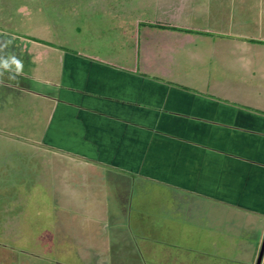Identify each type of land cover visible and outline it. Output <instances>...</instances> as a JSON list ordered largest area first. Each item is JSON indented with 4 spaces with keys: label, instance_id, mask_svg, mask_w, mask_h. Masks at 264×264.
<instances>
[{
    "label": "rangeland",
    "instance_id": "1",
    "mask_svg": "<svg viewBox=\"0 0 264 264\" xmlns=\"http://www.w3.org/2000/svg\"><path fill=\"white\" fill-rule=\"evenodd\" d=\"M186 3L185 9L208 4ZM258 3L219 0V17L212 19L213 29L219 30V66L208 65L214 61H203V56L197 62L204 64L194 66L182 53L188 54V42L193 39L196 45L199 37L167 39L209 27L191 21L184 26L187 20L171 10L177 8L174 0H0V264H248L240 248L249 243L259 244L258 256L263 241H249L256 236L254 224L230 229L218 217L212 228L207 220L218 214L216 207H183L170 191L160 193L136 180L130 191L108 166L75 156L79 151L67 154L70 148L61 147L54 153L41 146L51 113L38 103L42 92L58 97L67 87L62 65H75L71 55L121 62L136 76L231 102L234 64H253L236 68V77L264 74V65L252 58L258 55L252 51L262 53L264 46L238 39L248 31L263 37L264 13L258 12ZM195 9L203 12L202 6ZM168 14L175 25L159 27ZM235 22L243 24L240 33L232 30ZM29 41L40 43L33 47ZM13 58L20 62L19 71ZM189 75L204 80L194 82ZM215 87H222L220 96ZM252 219L259 223L258 217ZM227 233L234 240L223 241L222 247L219 235Z\"/></svg>",
    "mask_w": 264,
    "mask_h": 264
},
{
    "label": "crops",
    "instance_id": "2",
    "mask_svg": "<svg viewBox=\"0 0 264 264\" xmlns=\"http://www.w3.org/2000/svg\"><path fill=\"white\" fill-rule=\"evenodd\" d=\"M174 1L177 8L171 10L180 17L179 20H187L184 26L191 21L206 24L209 29L203 25L204 30L195 35L194 31H187L182 37L176 34L170 37V34L167 40L184 41L191 40L193 36L199 37L203 52L200 54L197 49L200 42L196 41L195 45L192 39L188 42L192 48L188 54L182 53L188 55L182 59L189 64L195 62L191 63L194 66H202L204 62L201 64L197 61L203 56V61H214L208 65L219 66V30L212 26V19L219 17V12H215L219 9V0H203L209 5L195 6L203 7L201 13H197L194 6L183 8L186 2L192 4L193 0ZM261 1L264 3V0H259L258 12L264 13ZM163 16L160 24L168 26L167 29L175 25L170 14ZM255 16L248 19H255ZM206 18L210 23L205 22ZM242 27L243 24L235 22L232 30L240 33ZM252 35L248 31L238 39L255 42L257 48L263 47L264 30L263 37ZM29 42L35 44L33 47L40 43ZM19 48L27 49L21 45ZM259 50L252 51L258 52L252 58L256 60L253 63H260L261 66L264 65V50L262 53ZM69 57L75 61V65L64 67L63 62L62 81L67 87L60 91V96L47 92L39 94V109L49 106L51 113V121L43 130L41 146H47L54 153H58L61 147L70 148L67 154L79 151L74 155H82L85 161L108 166V170L114 171H110V175L125 182L130 191L133 180H136L143 182L142 186L160 188V193L170 191L184 202L183 207L190 209L198 204L202 211L216 207L219 215L207 220L212 228L218 225L215 223L218 217L222 224L231 225L230 229L242 222L249 228L248 224H254L256 236L249 241L257 242L259 238L260 242L263 241V71L258 73L259 76L253 71L236 77V68L247 66L250 69L253 64H234L231 102L219 99L222 104L209 94L197 95L193 88V91L190 88H170L142 74V77L136 76L127 71L121 62L111 65L99 60L92 62L77 56ZM167 79L171 80L169 77ZM189 79L194 82L204 80ZM215 88L220 96L222 87ZM225 91H228L226 86ZM48 99L51 104L43 102ZM127 190H122L121 195ZM254 217H258L259 223L253 222ZM219 236V242L224 247L223 241L229 242L231 238H228L233 235L227 233ZM258 247V243H249L240 248L241 255H248V264L257 263L255 259L260 254L257 256ZM261 264H264V254Z\"/></svg>",
    "mask_w": 264,
    "mask_h": 264
},
{
    "label": "water",
    "instance_id": "3",
    "mask_svg": "<svg viewBox=\"0 0 264 264\" xmlns=\"http://www.w3.org/2000/svg\"><path fill=\"white\" fill-rule=\"evenodd\" d=\"M263 254H264V239H263V242H262L260 254H259V257H258V260H257L256 264H261V261H262V258H263Z\"/></svg>",
    "mask_w": 264,
    "mask_h": 264
},
{
    "label": "clouds",
    "instance_id": "4",
    "mask_svg": "<svg viewBox=\"0 0 264 264\" xmlns=\"http://www.w3.org/2000/svg\"><path fill=\"white\" fill-rule=\"evenodd\" d=\"M13 63H15V65H16V70L19 71V70H20V62H19V61H16V60L13 58ZM2 66L5 67V68L8 67L7 63H3Z\"/></svg>",
    "mask_w": 264,
    "mask_h": 264
},
{
    "label": "trees",
    "instance_id": "5",
    "mask_svg": "<svg viewBox=\"0 0 264 264\" xmlns=\"http://www.w3.org/2000/svg\"><path fill=\"white\" fill-rule=\"evenodd\" d=\"M160 25H162V24H160ZM159 27H165V28H168V26H164V25L159 26ZM42 134H43V132H42ZM52 147H54V146H52ZM55 147H56V146H55Z\"/></svg>",
    "mask_w": 264,
    "mask_h": 264
}]
</instances>
